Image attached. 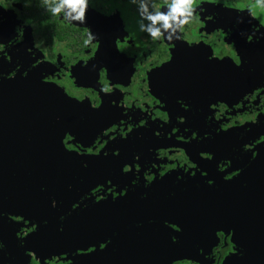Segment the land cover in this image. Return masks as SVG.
<instances>
[{"label": "flooded vegetation", "instance_id": "1", "mask_svg": "<svg viewBox=\"0 0 264 264\" xmlns=\"http://www.w3.org/2000/svg\"><path fill=\"white\" fill-rule=\"evenodd\" d=\"M171 2L86 0L74 19L0 0V94L75 104L41 134L67 154L49 173L82 177L55 220L0 209V264H264V4L193 0L188 23L152 25Z\"/></svg>", "mask_w": 264, "mask_h": 264}, {"label": "water", "instance_id": "2", "mask_svg": "<svg viewBox=\"0 0 264 264\" xmlns=\"http://www.w3.org/2000/svg\"><path fill=\"white\" fill-rule=\"evenodd\" d=\"M4 87L5 93L0 94L4 101L1 129L4 130L3 138L6 141H3L0 157V209L18 215H42L55 220L63 214L60 212L62 207L70 205L72 201L69 199L65 202L64 198L74 192L70 182H80L82 177L49 173L55 168L51 165L63 163L67 154H62L63 159L46 158L49 143L45 142L46 135L41 133L49 130L43 124L63 122L59 117L72 114L70 107L75 104L53 88L39 83L31 86L21 83L16 87L14 84H5ZM14 131H20L21 136L14 134ZM32 133L36 134L37 140ZM67 159L72 158L68 156ZM60 170H63L62 167Z\"/></svg>", "mask_w": 264, "mask_h": 264}, {"label": "clouds", "instance_id": "3", "mask_svg": "<svg viewBox=\"0 0 264 264\" xmlns=\"http://www.w3.org/2000/svg\"><path fill=\"white\" fill-rule=\"evenodd\" d=\"M258 2L264 4V0H258ZM192 4L193 0H172L168 6L169 12L167 15L157 12L156 15L148 16L147 19L151 21L152 25H155L158 21H162V26L165 29H169L171 27L169 20H172L174 23H178L182 26L183 24L188 23L189 19L193 15ZM85 7L86 0H60V3L51 8V12L53 15H56L61 13L62 9L65 8L71 10V12H77V9H79L78 14L73 18L81 19ZM65 15L67 16L68 13L65 12ZM175 31L176 30L173 29V32ZM147 33L153 39H159L162 36L160 30L153 27H149L147 29Z\"/></svg>", "mask_w": 264, "mask_h": 264}, {"label": "trees", "instance_id": "4", "mask_svg": "<svg viewBox=\"0 0 264 264\" xmlns=\"http://www.w3.org/2000/svg\"><path fill=\"white\" fill-rule=\"evenodd\" d=\"M41 1H46V2H50V3L60 2V1H58V0H41Z\"/></svg>", "mask_w": 264, "mask_h": 264}]
</instances>
